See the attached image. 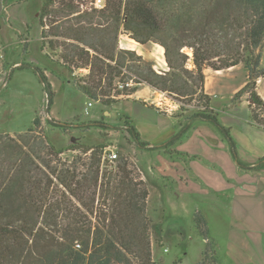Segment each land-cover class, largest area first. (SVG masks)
<instances>
[{"label": "trees", "instance_id": "obj_1", "mask_svg": "<svg viewBox=\"0 0 264 264\" xmlns=\"http://www.w3.org/2000/svg\"><path fill=\"white\" fill-rule=\"evenodd\" d=\"M101 1L98 8L97 0H44L40 18L42 38L53 37L48 42L51 50L62 46L61 37L73 43L75 50L63 49L57 63L70 74L89 70L88 83L81 87L88 98L106 106L117 103L97 91L103 77L112 81L128 58L142 64L131 66L137 85H147L172 100L197 101L189 119H202L228 133L206 93L205 70L218 72L242 64L248 81L233 101L249 94L251 123L264 128L259 119L264 100L256 92L257 81L264 77V0ZM56 4L63 9L52 12ZM78 5L85 10H76ZM45 17H51L50 26L44 24ZM77 17L86 18L87 24L66 28L65 22ZM121 32L143 45L153 42L163 47L169 71L158 73L134 51L118 50ZM37 74L52 103L50 83L40 69ZM138 90L124 85L117 96ZM179 111H186L183 102ZM33 125L38 126L39 120ZM124 125L131 139L143 146L136 129L128 122ZM35 127L15 137L0 133V264H155L145 214L149 191L131 162L121 158L115 166L103 168L106 146H99L77 149L84 158L67 165L60 159L63 152ZM195 217L206 241L198 264H221L208 240L206 220L200 214Z\"/></svg>", "mask_w": 264, "mask_h": 264}, {"label": "rangeland", "instance_id": "obj_2", "mask_svg": "<svg viewBox=\"0 0 264 264\" xmlns=\"http://www.w3.org/2000/svg\"><path fill=\"white\" fill-rule=\"evenodd\" d=\"M43 3L44 0H0V133H8L13 137L17 134H25L31 127H35L33 123L38 119L39 125L35 127L36 132L45 135L56 149L63 152L60 155L62 163L75 164L77 159L84 158L81 151L77 150L79 148L106 146L107 152L112 150L117 153V161L127 158L132 164L131 168L141 179V173L135 164V154L131 146L132 139L126 126L115 119L111 106L88 98L81 89L88 83L89 70L82 69L70 74L57 63L63 49L64 52L70 53L75 50L73 43L61 37L59 42L62 46L57 50H51L48 42L53 37L48 38L47 36L45 40L42 38L43 28L40 18ZM62 9L56 4L50 10L59 12ZM76 10L82 11L85 8L78 5ZM50 18H44L45 25L50 26ZM78 21L83 23L77 24ZM65 23L66 28L70 25L76 27L87 24L86 18L78 17ZM48 33L49 31H46V35ZM75 35V33H70L68 36ZM118 50L134 51L137 56H142L145 62L152 63L156 72H165L161 66H164L162 62H166V59L164 54L162 55L159 44L148 42L143 45L132 39L126 32H121L118 39ZM188 53L192 55L190 51ZM261 54V67L264 68V48ZM133 64L142 66L138 61L130 62L127 58L124 67L118 75L114 74L116 76L112 81L109 80V76L103 77L101 87L97 92L104 91L108 94V98L118 100L121 96H117V93L123 90L121 86L125 84H129V87H137L138 91L145 88L153 90L147 85L136 84L138 77L133 72L134 68L131 67ZM188 68L192 69L190 63H188ZM37 69L44 73L47 82L52 87V92L55 94L52 103L49 93L44 92ZM248 74L242 64L225 71L217 77L221 87H216L215 93H219L222 98H228L234 90H239L244 86L248 81ZM207 77H209L207 81L210 86L212 73L210 72ZM256 92L264 95V77L257 81ZM164 95L170 102L177 104L183 102L185 113L188 116L193 114V106L198 104L191 98L176 101ZM248 98L249 94L246 93L236 98L234 102L248 101ZM90 102L93 103L91 107L88 106ZM259 119L264 121V115ZM110 165L115 166L116 162L106 160L102 167L109 168ZM146 186L149 191L147 183ZM103 200L100 198L101 202ZM205 202L199 201V208L194 214L188 215V213L184 217L186 219L183 222L184 227H180V230L179 226L171 221L170 213L165 206H162L159 199L153 195L149 201L148 197L145 214L151 227L152 257L155 264L199 263L206 241L197 229L195 221L197 214L207 219L208 240L210 239L211 248L221 259L222 243L228 229V218L226 215L218 216L212 212L205 215ZM218 202L216 199L208 201V205L213 208L212 211L219 207ZM98 205L99 194L96 202V206ZM89 220L94 225L97 223L92 217H89ZM84 221L86 222L85 219Z\"/></svg>", "mask_w": 264, "mask_h": 264}, {"label": "crops", "instance_id": "obj_3", "mask_svg": "<svg viewBox=\"0 0 264 264\" xmlns=\"http://www.w3.org/2000/svg\"><path fill=\"white\" fill-rule=\"evenodd\" d=\"M161 67L169 71L166 62ZM230 69L205 70L206 93L228 133L202 119H189L164 94L147 88L121 96L111 105L112 114L134 127L144 144L131 140L149 201L155 195L180 230L184 217L206 201L205 215L228 218L221 264H264V128L251 123L249 101H233L246 83L228 98L215 93L221 87L217 77ZM215 199L219 207L212 211L208 201Z\"/></svg>", "mask_w": 264, "mask_h": 264}, {"label": "built area", "instance_id": "obj_4", "mask_svg": "<svg viewBox=\"0 0 264 264\" xmlns=\"http://www.w3.org/2000/svg\"><path fill=\"white\" fill-rule=\"evenodd\" d=\"M96 7L101 8L103 6V2L101 0H97L96 2ZM158 72V71H157ZM161 73V72H158ZM125 86L129 87V84H125ZM122 88H124V85L121 86ZM173 104L177 105L178 107H180V104L174 103L172 101ZM89 107L93 106V103H89L88 105ZM166 109H169V111H171V108L167 107ZM118 155L117 153H115L114 151L110 150V152H107V150H105L104 155H103V162H105L106 160L110 161V162H114L115 160H117ZM77 248H80V245H77Z\"/></svg>", "mask_w": 264, "mask_h": 264}, {"label": "bare ground", "instance_id": "obj_5", "mask_svg": "<svg viewBox=\"0 0 264 264\" xmlns=\"http://www.w3.org/2000/svg\"><path fill=\"white\" fill-rule=\"evenodd\" d=\"M161 47V46H160ZM161 50H162V55H163V53H164V48L163 47H161ZM161 61V60H160ZM165 62V61H164ZM164 62H162V63H164ZM156 92V91H155ZM163 98V97H162ZM161 101V100H160Z\"/></svg>", "mask_w": 264, "mask_h": 264}]
</instances>
